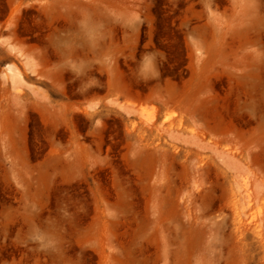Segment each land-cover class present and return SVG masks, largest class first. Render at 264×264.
<instances>
[{
    "label": "rangeland",
    "instance_id": "rangeland-1",
    "mask_svg": "<svg viewBox=\"0 0 264 264\" xmlns=\"http://www.w3.org/2000/svg\"><path fill=\"white\" fill-rule=\"evenodd\" d=\"M0 264H264V0H0Z\"/></svg>",
    "mask_w": 264,
    "mask_h": 264
}]
</instances>
